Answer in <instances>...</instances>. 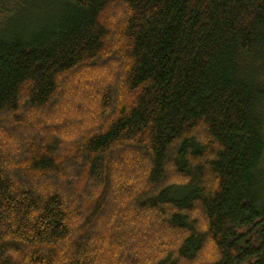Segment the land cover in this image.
Returning a JSON list of instances; mask_svg holds the SVG:
<instances>
[{"label":"trees","instance_id":"1","mask_svg":"<svg viewBox=\"0 0 264 264\" xmlns=\"http://www.w3.org/2000/svg\"><path fill=\"white\" fill-rule=\"evenodd\" d=\"M0 264H264V0H0Z\"/></svg>","mask_w":264,"mask_h":264}]
</instances>
